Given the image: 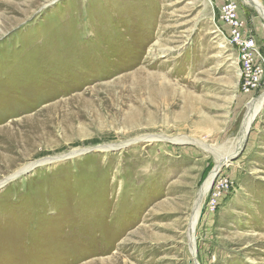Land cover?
Returning <instances> with one entry per match:
<instances>
[{
  "label": "rangeland",
  "instance_id": "rangeland-1",
  "mask_svg": "<svg viewBox=\"0 0 264 264\" xmlns=\"http://www.w3.org/2000/svg\"><path fill=\"white\" fill-rule=\"evenodd\" d=\"M236 2L264 70V19ZM219 3L0 0V264H195L194 196L261 96L195 259L264 264V76L243 91Z\"/></svg>",
  "mask_w": 264,
  "mask_h": 264
},
{
  "label": "built area",
  "instance_id": "built-area-1",
  "mask_svg": "<svg viewBox=\"0 0 264 264\" xmlns=\"http://www.w3.org/2000/svg\"><path fill=\"white\" fill-rule=\"evenodd\" d=\"M236 0H220L219 20L226 27L225 36L238 51V70L243 91L249 92L263 80L264 70L254 37L246 30L238 13Z\"/></svg>",
  "mask_w": 264,
  "mask_h": 264
},
{
  "label": "bare ground",
  "instance_id": "bare-ground-1",
  "mask_svg": "<svg viewBox=\"0 0 264 264\" xmlns=\"http://www.w3.org/2000/svg\"><path fill=\"white\" fill-rule=\"evenodd\" d=\"M245 3L249 4L253 8L256 9V11L259 13L260 17L264 19V6L260 2V0H243ZM263 25V24H262ZM264 26V25H263ZM262 101L263 97L255 98L250 103L247 105V109L244 115V118L241 123L240 130L237 135V144L235 148L226 154L225 156L221 157L220 159H217L215 162L214 168L210 171L209 175L203 180L201 183V186L197 189V192L194 196V201L192 205V210H191V216L189 219V228H188V238H189V248L191 255L193 256L194 260L195 259V226L198 221V217L201 213L202 206L204 204V201L207 197V195L211 192L212 187H213V182L215 180L216 175L219 173V171L224 167V165L231 161L232 157L237 156L239 153L238 149L245 143L246 137H247V132L252 124V121L256 115V112L258 109L262 107ZM142 137L148 138L149 140H152L154 138H169L171 140L175 141H180L183 140L184 138L182 136H177V137H167L165 135H143ZM110 146H106L108 148ZM241 147V149H242ZM238 153L234 155V153ZM197 262V260H196Z\"/></svg>",
  "mask_w": 264,
  "mask_h": 264
},
{
  "label": "water",
  "instance_id": "water-1",
  "mask_svg": "<svg viewBox=\"0 0 264 264\" xmlns=\"http://www.w3.org/2000/svg\"><path fill=\"white\" fill-rule=\"evenodd\" d=\"M249 133V130H248V132H247V134ZM235 157H232L231 158V161H233V159H234ZM195 264H198V262H196V260H195Z\"/></svg>",
  "mask_w": 264,
  "mask_h": 264
}]
</instances>
